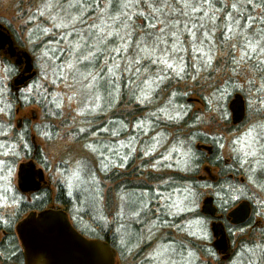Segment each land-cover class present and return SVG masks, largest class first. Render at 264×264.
Here are the masks:
<instances>
[{
    "label": "rangeland",
    "instance_id": "obj_1",
    "mask_svg": "<svg viewBox=\"0 0 264 264\" xmlns=\"http://www.w3.org/2000/svg\"><path fill=\"white\" fill-rule=\"evenodd\" d=\"M45 2L0 0V24L13 35L17 47L32 55L37 71L33 81L15 88L17 75L11 77L4 72L8 68L6 58L10 60L11 57L8 53L0 54V83L7 96L3 100L0 98L1 115L7 122L12 121V126L0 132V138L7 140L0 142V220L5 223L7 215L20 208L24 196L32 195L21 193L18 188L20 166L32 159L37 168L44 169L48 181L45 186L54 197L60 186L65 188L71 199V218L82 231L90 236L94 231L85 219L87 215L92 217V224L103 220L108 228L107 223H112L111 230L120 248L124 249L120 264H180L182 260L184 264H264L261 233H254L249 227L233 231L231 255L224 259L212 250L215 237L211 226L218 221L201 213L207 197H213L210 207L214 210L220 203L232 210L238 203L248 201L249 195L258 193L249 171H255L257 161L264 155V148H261L264 145V103H261L264 70L261 67V72L254 73L246 66L245 56L241 59V47L249 46L243 37L247 34L257 37V33L261 47H264V29H258L264 24V16L261 21L258 16L252 19V25L245 22L239 26L231 16L228 20L224 18L223 13H218L207 0H47L53 5L48 11L43 8ZM42 11L43 16L40 15ZM211 18L214 24L217 18L222 22L211 28ZM61 22L67 27H53ZM229 28L232 31H228ZM44 29L49 32L45 33ZM105 47L109 50L112 47V51L101 50ZM140 48H155L152 59L171 56L169 63H177L184 71L177 75L163 64H152L147 60L135 64L133 57L140 60L144 55ZM113 49L127 50L117 55ZM164 49L168 51L163 52ZM229 50L230 55H235V66L241 71L230 68L227 76L223 67ZM53 52L58 53L53 55ZM89 52L93 56L85 61L83 57ZM99 54H105L101 68H112L114 64L122 67L114 70L113 75L120 82L126 77L124 71L134 73L132 78H137L138 85L142 84L141 97L148 96L147 100L142 99V108H146V103L156 106L155 111L150 112V119L136 126L139 132L135 125L122 128L117 126V121L112 123L113 130L108 129L105 124L110 119L103 108L102 96L96 94L99 97L96 99L89 89L77 83V79H82L79 73L99 71L100 67L89 66L97 61L94 58ZM77 55H80L79 63L76 62ZM261 57L263 61L264 54ZM68 62L75 64L78 71H69ZM56 65L63 71H54ZM18 66L21 73L24 67ZM136 68L140 71H135ZM157 75L163 78L156 80ZM145 77L155 81L150 90L142 83ZM99 85L100 82L96 90ZM30 88L32 90L28 91ZM3 91L0 89V94ZM235 92H239L246 103V123L242 122L246 113L241 119L232 121L229 106L236 98ZM10 94H16L20 101L36 100V103L25 107L19 102L11 103L13 111L8 113ZM178 95H184L190 105L183 101L178 104ZM69 96L74 99L69 101ZM57 102L63 106L58 108L62 113L60 118L55 117ZM87 113L93 114L91 119ZM188 115L193 124L179 125L178 122ZM91 120H97V127H100L93 134ZM24 123L32 127L31 138L34 147L41 152V162L26 156L21 146L16 145ZM81 128L85 131H79ZM133 129L142 133L140 140L135 137L137 134H131ZM87 131L90 134L86 139L77 138ZM199 144L205 145L201 149L203 156L212 155L214 148H219V155L230 165L238 159L241 166L248 145L256 155L249 156L248 162L241 166L242 172L233 176L228 174L227 168L199 162L200 156L195 153V145ZM82 145H90L96 150L93 152ZM74 171H78L79 181L72 178ZM126 179L145 184L126 188L122 184ZM215 183L221 191L228 188V194H221L214 187ZM227 195L232 198L226 200ZM185 196H188L185 203L191 210L171 214L167 205L174 200H183ZM258 203L259 199L256 200ZM257 219L258 227H264L263 219L260 216ZM133 222L138 227L134 243L128 239H134ZM248 243L252 244L245 246ZM241 244L245 247L240 249ZM181 245L187 247L183 252L178 249ZM205 250L208 256L204 254ZM136 256L139 258L135 259Z\"/></svg>",
    "mask_w": 264,
    "mask_h": 264
},
{
    "label": "trees",
    "instance_id": "obj_2",
    "mask_svg": "<svg viewBox=\"0 0 264 264\" xmlns=\"http://www.w3.org/2000/svg\"><path fill=\"white\" fill-rule=\"evenodd\" d=\"M101 1H105V0H101ZM114 1V0H113ZM218 13L222 12L223 13V17L226 18L228 20L229 16H231L232 18H234V22L238 23L239 26H242L245 22L246 25H252V19H256V17H260V21L261 19H263L262 17L264 16V0H207ZM235 5V7H233ZM260 10L261 12L257 11ZM262 15V16H261ZM193 22H195L196 20H192ZM211 28H215L217 24H221L222 20L219 22V19L217 18L215 20V24H214V19L211 18ZM219 22V23H218ZM264 29V24L261 27H258V29ZM261 33V32H259ZM244 34V33H242ZM248 43L251 42V45H249L248 47H246L245 45V49H243L241 47L242 53L241 56L244 55V52H247V57L245 56V64L246 66H248L250 69H252V71H254V73H258L261 72V67H263L264 70V60L262 61V57L263 54H261V52L258 50L257 52H253L252 48H257L260 49L261 47V38L259 37V34L257 33V37L256 35H248L243 37ZM99 40H101V38L99 37ZM220 42L223 44V38L220 37ZM115 48V46H114ZM264 48V47H263ZM101 50H109L108 47L102 48ZM112 51V47L110 49ZM109 50V53L111 52ZM104 52V51H103ZM225 52V51H223ZM251 52V53H250ZM58 52H56L55 54H57ZM104 55L105 54H99V57H95L94 59L97 60L94 64L90 63L92 65H89L90 67L94 66V69H99V67L101 68L102 63L104 61ZM235 55H230V50L226 51V58L227 63L224 65V72L229 73L230 68L235 69L236 72H239L241 70H239L238 66H235L237 63V59L234 57ZM231 57V58H230ZM110 57H108V61H109ZM231 59V61H233V63L229 60ZM113 60V58H112ZM112 62H108V64H112ZM6 65L8 66L9 69H11V72H8L7 74H9V76H13V75H17L19 74V66L17 64H15L14 62L12 63V61H10L9 59L6 58ZM233 66V67H232ZM144 70L147 69L146 66H143ZM141 67V68H143ZM120 68H122L120 66ZM248 68V69H249ZM258 71V72H257ZM126 72V77L122 78V81L120 82L119 79H116L113 75L114 74H109V72H104V76L103 78L99 81L100 85L99 88H97V90L95 89L94 94H92L93 96H96V94L100 95V98L102 96V100H103V108L104 110H107V114L109 115V121L105 124L107 125L106 127H108V129L113 130L114 127V121H117V126L122 127V128H128V124H132L135 125L136 130L138 129V127H136L137 125H140V123L146 122L145 119H150V112L151 111H155L156 106L153 104L148 105V103H146V108H142L140 105H143V100L141 97V93H140V87L142 86V84L138 85L137 82V78H132L134 77L132 74V72H127L124 71L123 74ZM16 76V77H17ZM227 76H229V74H227ZM226 77V76H225ZM1 81V80H0ZM3 85L0 83V89L3 91L2 89ZM10 89V88H9ZM10 91V90H9ZM4 91L0 94V98L1 100H3V98H6L7 96L3 94ZM239 92H235L234 96H241L238 94ZM11 98H7L8 101V105H7V110L6 112H11L13 111V107L11 106V103H20L21 106L25 107L31 104H35L36 100H30V101H20L19 97H16V94L12 95L10 94ZM186 97L183 95L180 97V95H178L177 98V102L178 104L183 101L185 103V105H190V103H188ZM232 100V99H231ZM230 100V101H231ZM2 103H4L2 101ZM40 105H42V102H39ZM230 104V103H229ZM21 107H19L20 110ZM56 108V107H55ZM229 108L231 109V106H229ZM57 111L55 110V117L60 118L62 115L61 111L56 108ZM18 110V109H17ZM16 110V111H17ZM248 109L246 108V118L242 121L244 123H246L248 121V115H247V111ZM256 113H258V111L256 110ZM87 117L88 119H91L92 117V113L89 114L87 113ZM148 114V115H145ZM198 114V113H197ZM250 114V113H249ZM54 117V118H55ZM56 118V119H57ZM192 117L191 116H186L184 120L179 121L178 124L181 126H189L190 124H193L192 122ZM233 121V119H232ZM12 121H8L3 117V115H1L0 112V132H5L6 129L11 125ZM92 124L94 126L91 127L90 130L92 131V134L96 131H98L97 128V120H91ZM161 122V121H160ZM173 124L175 123L172 122ZM234 123V122H233ZM24 126L21 128V132H22V136L17 138V136H19V133H15V137L17 138L16 141V145H20L21 146V151L24 152V154H26V156L28 157H33L35 159H37L38 161L41 160V152L39 150H37L34 147V142L33 139L31 138V133H32V127H30V124H23ZM237 126H240L239 124ZM236 126V127H237ZM102 127V126H101ZM238 128V127H237ZM236 128V129H237ZM109 130V131H110ZM134 130V129H133ZM136 130L132 131L131 134L135 135L137 134L135 137L137 139L140 140L141 138V134H139ZM15 131H18V129L15 128ZM122 131V130H121ZM90 132L87 131L85 134L84 133H80L77 138H82V139H86L87 135H89ZM111 133L108 134V136H110ZM123 135H125V133H121ZM6 137V134L4 135ZM200 140L202 139V137H198ZM206 139H203L202 141H205ZM7 140L0 138V142L3 143ZM202 146V145H201ZM220 147V146H219ZM107 148V146H106ZM202 147H200L199 145H195V153L197 156H200L198 161L199 162H203L206 161L208 163H211L212 165L218 166L222 169L227 168L228 169V174L231 175H239L242 171H240L242 168L238 162V159H235V162L230 165L227 164L224 159L222 158L221 155H219L220 151L219 148L215 147L213 150V154L212 155H206L203 156L201 154V150ZM194 150V149H193ZM259 161L261 163H264V155L262 157H260ZM41 162V161H40ZM261 163L256 164V168L255 171L250 170L249 171V175L251 177V179L254 181V183L257 185L258 188V193H256L254 196H248L249 197V202L251 204V213L249 218L247 219V221L245 223L239 224V225H235L232 223L230 217H229V210L230 208L227 207H222L221 203L218 205V208L216 207V210H214L213 208H211V211L214 212L217 216L215 218V216L211 215V213H207L206 209H202L201 213L205 216H207L208 218H210L211 220H217L218 224L223 226L228 234V238L230 241V245L233 248V243H232V239H233V231L235 230H241V229H245L247 227L252 228V232L254 233H261V239L264 238V227H258V219L259 216L260 218L263 219L264 222V169L261 168ZM222 174H224L223 170H222ZM122 175L119 176L117 178V180L119 181L121 179ZM110 178H113L110 175ZM113 180V179H112ZM126 188H136V186H140L141 184H145L143 181L139 182L137 184V182H134L132 180L126 179L124 183ZM217 185V183L214 184V187ZM216 188L221 191V188H219L218 186H216ZM50 188H48L47 186H45L44 188H42L41 191L37 192L36 194H32L31 196H24L25 200L24 202L21 204L20 208H18L16 210V212H12L9 213L8 216V220L4 223L2 220H0V264H24V256H23V252H22V248L20 245V241L18 239V235L16 233L15 230V226L16 224L22 219L24 218L26 215H28L29 213L33 212V211H42L44 209L49 208L52 204H57L59 206H61L64 210H66L69 215L70 218L71 216V199L68 197L67 195V191L65 190V188L63 186H60V190L58 192V194L54 197L52 192L49 190ZM228 189V188H227ZM222 190L221 194L225 195L228 194V190ZM258 196L259 198H256L255 196ZM262 197H261V196ZM228 196V195H227ZM231 196L226 197V200H229ZM228 198V199H227ZM232 198V197H231ZM260 200V203L256 204V200ZM110 206V204H109ZM219 212V214H218ZM72 219V218H71ZM85 219L89 220V223L93 226L94 231L90 234L91 237L93 238H100L103 239L105 241H107L111 246H113L117 252H118V261L119 264L121 263V257L123 258V254H124V249H122V246L120 248L119 243L117 241V237L113 234L111 228H112V223H107L108 228H105V223L103 222V220L100 222H97L95 224L93 223L92 217H90L89 215L85 216ZM73 221V219H72ZM91 221V222H90ZM74 223V222H73ZM75 226L80 229V227L74 223ZM134 229H133V227ZM131 227H132V232H134V239H132L131 237L128 238L129 240H131V242L134 243L135 238L138 234V227L137 225L133 222L131 223ZM212 230V229H211ZM82 231V230H81ZM84 234H87L84 230L82 231ZM129 232H131V228H129ZM252 242V241H250ZM181 244V243H180ZM252 243H248V244H241V248H244L247 245H250ZM245 245V246H244ZM243 246V247H242ZM128 247V244L126 246V248ZM252 245L250 247H246L245 249H249L251 248ZM187 247L181 245L178 249L180 250V252H183L186 250ZM198 248H202L205 249L204 247H198ZM182 250V251H181ZM212 250L216 251V248L212 247ZM182 254V253H181ZM204 254L206 256H208V251L205 250ZM181 255H179L180 257ZM120 257V258H119ZM139 256L135 257V259H138ZM182 258V257H181ZM183 259V258H182ZM185 259V258H184ZM263 262V261H262ZM141 264H146V262L141 263ZM180 264H184L183 260ZM188 264V263H187Z\"/></svg>",
    "mask_w": 264,
    "mask_h": 264
},
{
    "label": "water",
    "instance_id": "obj_3",
    "mask_svg": "<svg viewBox=\"0 0 264 264\" xmlns=\"http://www.w3.org/2000/svg\"><path fill=\"white\" fill-rule=\"evenodd\" d=\"M0 50H5L15 64L24 67L14 79L13 87L27 85L36 77L32 55L17 47L13 35L1 24ZM240 111L241 108L237 115L241 119ZM44 172L43 168H37L33 160L22 163L18 172L19 190L22 193L39 191L41 182L47 183ZM212 201V197H207L204 207ZM250 212L251 205L245 200L230 211L229 217L233 224L239 225L247 221ZM15 230L25 264H119L118 252L113 246L103 239L89 238L78 231L68 212L60 206L29 213L17 223ZM213 231L217 238L215 248L229 258L231 245L225 228L214 223Z\"/></svg>",
    "mask_w": 264,
    "mask_h": 264
},
{
    "label": "snow or ice",
    "instance_id": "obj_4",
    "mask_svg": "<svg viewBox=\"0 0 264 264\" xmlns=\"http://www.w3.org/2000/svg\"><path fill=\"white\" fill-rule=\"evenodd\" d=\"M53 7V5L49 2H46L43 4V8L45 11H48L49 9H51ZM235 7V5L233 6ZM41 16L44 15V11H42L40 13ZM53 27H56V28H60V27H67V24H64L63 22H61L60 24H54ZM228 31H232L231 28L228 29ZM44 32L45 33H48L49 32V29H44ZM249 45H251V42H249ZM79 47V46H77ZM127 49H113V52H115L117 55H119V53L121 51H126ZM260 51L261 54H264V48H260V49H257V48H252V51L255 53L257 51ZM140 52H143L144 55L141 57L140 60H136L135 57H133V62L135 64H140L142 61L144 60H147L149 61L150 63L152 64H163L164 68L168 69V70H171L173 72H175L177 75H179V72H182L184 71L183 68L179 67V65L175 62L173 63H169V59H171V56H169L168 58H162V57H157L156 59H152V56L154 55V52H155V48H153L152 50H149L147 48H140L139 49ZM163 52H167L168 50L167 49H164L162 50ZM45 56H47V52H45L44 54ZM53 55H55V53L53 52ZM93 56V53L92 52H89V54L87 56H84L83 59L85 61H88L90 59V57ZM244 56H247V52L245 51L244 52ZM244 56L241 57V59L244 58ZM76 62L79 63L80 62V55H77L76 56ZM182 62V61H181ZM210 63V61H209ZM66 67L69 71H78V69H76V65L71 63V62H68L66 64ZM54 68V71L55 70H59V71H63V68H61L60 66L56 65V66H53ZM120 69V65H116L114 64L112 68H108L107 66L103 67V68H100L99 71L97 73H93V72H88L87 74H84V73H79V76L82 78V79H77V83H81L82 85V88H85V89H89L90 90V93L94 94L95 92V89L99 83V81L103 78L104 76V72L107 71L109 73H113L114 74V70H119ZM135 71L139 72L140 69L139 68H136L134 69ZM161 71L163 72V69H161ZM4 72L8 73V72H11V69L9 68H5L4 69ZM74 79H76V77L74 76L73 77ZM163 77L161 75H157L156 76V80H160L162 79ZM142 83L144 84H147L149 90L151 89V85L153 83H155V81H151V80H148L147 77H145V79L142 81ZM70 87H72V85H70ZM32 89L30 88L28 91H31ZM142 92H144V89H141ZM96 99H99L98 96L95 97ZM74 97L73 96H69L68 97V100L71 101L73 100ZM142 99L143 100H147L148 99V96L147 94H144L142 96ZM261 103H264V99L261 100ZM56 107L57 108H61L62 109V104L57 102L56 103ZM3 109H0V112H2ZM170 119H172V117H169ZM178 118V117H177ZM262 127H264V125H262ZM79 131L83 132L85 131L83 128H81ZM45 135L47 136V133H45ZM50 138V137H49ZM82 148H91L90 145H82L81 146ZM261 148H264V145H261ZM248 151H245L243 153V158L241 159V166H243L244 163L248 162L247 161V158L249 156H255L256 155V151L252 149V146L251 145H248ZM96 149L94 148H91V151L95 152ZM175 150V149H174ZM234 151H240V150H235ZM182 155L184 156H187L188 154L187 153H183ZM258 163H261L260 161H257ZM186 163V161H185ZM261 168L264 169V163H261ZM10 171V169H9ZM72 178L79 181L80 177H79V173L78 171H74L72 173ZM189 191V195H191L190 193V190ZM171 197H169L170 199ZM188 200V196H185L183 200H174L172 201L170 204L167 205L169 211L171 214L173 215H176L180 212H184V211H190L191 209L188 208V205L185 203V201ZM172 209H175V212H171Z\"/></svg>",
    "mask_w": 264,
    "mask_h": 264
},
{
    "label": "flooded vegetation",
    "instance_id": "obj_5",
    "mask_svg": "<svg viewBox=\"0 0 264 264\" xmlns=\"http://www.w3.org/2000/svg\"><path fill=\"white\" fill-rule=\"evenodd\" d=\"M0 52L5 53V50H0ZM45 187V186H44ZM41 191V190H40ZM36 194V193H35Z\"/></svg>",
    "mask_w": 264,
    "mask_h": 264
}]
</instances>
